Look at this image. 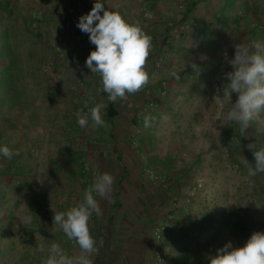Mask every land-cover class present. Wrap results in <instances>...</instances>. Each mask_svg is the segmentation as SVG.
Segmentation results:
<instances>
[{"label": "crops", "instance_id": "crops-1", "mask_svg": "<svg viewBox=\"0 0 264 264\" xmlns=\"http://www.w3.org/2000/svg\"><path fill=\"white\" fill-rule=\"evenodd\" d=\"M95 2L0 0L9 10L0 16V35L9 32L10 45H7L9 48L4 57L7 61L15 57V61L22 64V76L23 62L27 60V63L29 59L33 77L26 82L24 80L26 91L34 96V105L47 110L49 117L53 113L58 116L71 109H83L86 113L97 103L106 105L102 118L108 105L117 111L110 123L114 128L111 135L123 142L114 144L112 149L103 146L98 159L90 161L97 176L108 172L115 177L109 198L105 200L97 196L102 215L97 217L93 213L89 221L96 248L91 257L93 264H155L159 256L164 259L163 264H195L201 257L199 243L193 237L197 225L185 224V218L179 216L178 209L169 206V198L174 199L175 195L173 191L167 193L166 188L162 187L161 173L155 174V182L143 173L152 154L136 152L135 147L127 142L125 134L135 132L137 126L144 127V124L136 123L133 113L138 109L144 110L151 100L155 103L153 114L147 116L153 120L150 127H144V132H153V123L156 124V120L176 109L161 100L163 97L171 100L174 97L172 90L178 83L180 89L177 95L187 93L179 98V106L190 100L197 101L195 113L198 116L200 95L186 92V88L189 84L191 89L199 88V78L194 77V70L189 77L179 78V81L176 77L169 78L168 69L173 66L168 63L167 48L161 47V39L154 38L152 15L144 11L139 0H98L107 10L118 12L128 23L138 24L152 37V48L146 64L150 77L148 84L139 92L128 95L126 100L109 102L102 90L101 77L92 74L85 64L90 52L95 50L89 35L81 32L84 34L82 37L80 32H74L59 20V14H66L69 7H74V16L80 18L91 10ZM13 21L16 22L14 25L8 24ZM24 21L28 23L27 27L33 25L26 28L29 34ZM23 34L32 36L31 46L24 48L18 45L17 38ZM44 64L48 72L41 71ZM187 69L184 74L189 73L190 68ZM18 98L21 101V94ZM85 104L88 108L84 107ZM1 109L0 146L7 145L13 153L19 154H14L11 160L0 155V264H42L47 253L36 251L39 244L47 248L52 243H58L69 256L78 255L79 248L75 241H69L62 231H57L53 226V216L56 212H66L77 206L94 178L86 182L78 174L71 173L64 163L63 171L58 175L50 174L47 187L41 190L39 178L33 174L32 166H26L28 162L24 158L22 118H29L30 121V117L19 114L17 102L13 105L6 102ZM12 134L15 140L11 139ZM66 145L68 143L64 142L63 146ZM71 145L91 148L87 142ZM100 147L92 146L95 151ZM22 165L25 166L24 173L20 172ZM72 166L77 165L73 162ZM44 198H47V203ZM159 225L165 226L166 230L157 250L152 234Z\"/></svg>", "mask_w": 264, "mask_h": 264}, {"label": "rangeland", "instance_id": "rangeland-1", "mask_svg": "<svg viewBox=\"0 0 264 264\" xmlns=\"http://www.w3.org/2000/svg\"><path fill=\"white\" fill-rule=\"evenodd\" d=\"M242 4H248L250 9L258 7L264 14V0H240L237 5ZM235 9L236 6L228 11V19L233 17ZM238 13L243 14L241 9ZM244 18L238 21L237 27H233L231 20L216 26L218 35L208 39L211 45L207 48L201 41L190 39L177 48L178 57L175 61L168 55V63L174 67L168 69L169 78L176 77L179 81V78L189 77L193 70L194 77H199V88L191 89V84L186 88V92L191 94L197 92L200 95L198 116L195 113L197 101L190 100L182 103L185 106H179L181 103L179 98L185 97L187 93L183 91V95H177L180 89L178 83L171 93L174 99L163 97L161 100L166 105L176 108L167 116L164 115L167 119L156 120V124L153 123L152 133H146L143 126H137L135 132L125 134L127 142L135 147L136 152L152 154L149 164L155 162L164 164L169 159L173 161L174 166L167 173L159 172L149 166L145 167L143 173L154 182L155 174L161 173L164 188L173 178L178 180L172 184L173 186L171 185L168 192L173 191L175 198H169L167 203L174 207V210L178 209L179 216L185 218V224L197 225L193 237L199 243L201 257L195 264H210L209 257L215 255L227 242L231 241L233 247H241L254 231H264V199L257 190L254 177L245 180L247 169L241 163V158L243 156L247 159V157L240 150L235 149L229 135L230 129L240 130V126L235 122L230 126L223 124L229 106L226 105L223 111L219 112L213 90L215 85H219L222 89L227 82L224 74L232 70L227 61L234 58L233 46L238 42L237 37L240 33L246 32L249 26L262 29L255 22L248 23ZM261 19H264V15H261ZM13 23L14 21L8 22V24ZM23 24L25 29L31 28V24L27 27L26 21ZM261 33L264 34L262 30ZM4 35L5 33L0 35L1 54H5L8 49L7 37ZM31 39L32 36L23 34L17 38V42L18 45L26 48L31 46L30 42L33 41ZM188 51H190L188 58H192L191 60L185 59ZM207 51L212 52L211 60L206 59L209 56ZM15 60V57L10 61L4 57L3 60L0 59V112L6 102L12 105L17 102L19 114L30 117V121L29 118H22L25 144L23 151L25 161L28 162L26 166H32L33 174L39 178L40 189L47 187L46 182L50 174L58 175L63 171L64 163L71 173L78 174L84 181L95 179L97 174L90 161L98 159V153L102 152L103 146L112 149L114 144L122 143L123 140L112 137L111 130L114 128L109 122H106V127L95 128L89 120V126L81 128L77 123L76 109L61 112L58 116L53 113V116L49 117L46 114L47 110H41L34 105L36 101L34 96L26 91L27 85H24V80L26 82L33 77L29 59V63H26L27 60L23 62V76L22 64ZM194 60L196 63L205 62L198 68H193ZM45 64L44 67H40L41 71L48 72ZM184 68H190L189 73L184 74L188 71ZM19 94L21 101L18 100ZM175 98H177L176 102H171ZM236 99L237 95L234 93L233 103ZM74 102L76 103L75 100ZM153 104L155 103L151 100L144 110L138 109L133 113L136 123L144 124L145 117L153 114ZM261 120H264V115ZM194 126H199V133ZM246 132L245 137L248 142L254 143L261 134H264V123L254 122ZM12 135L11 139L15 140V135ZM64 142L68 143L65 147ZM80 142H87L91 148L71 145ZM93 145L101 147L95 151ZM73 162L76 167L72 166ZM24 168L25 166L22 165L20 172H23ZM179 193L180 195H176ZM44 199L46 201L47 198ZM186 217H192L194 221L190 223ZM239 222L246 227L245 237L241 239L237 236L238 231L233 229L234 224Z\"/></svg>", "mask_w": 264, "mask_h": 264}, {"label": "clouds", "instance_id": "clouds-1", "mask_svg": "<svg viewBox=\"0 0 264 264\" xmlns=\"http://www.w3.org/2000/svg\"><path fill=\"white\" fill-rule=\"evenodd\" d=\"M81 32L89 35L90 43L95 45L86 58V67L92 74H99L103 92L109 102L126 100L128 95L139 92L149 82L146 64L152 48V37L147 35L138 24L128 23L121 14L105 8L103 3H94L91 10L82 15L77 23ZM234 58L227 61L231 71L224 74L227 83L218 89L214 97L218 111L222 112L228 105V111L223 124L235 122L240 126L243 136L254 122L264 123V43L234 44ZM226 55V54H225ZM196 68V65H192ZM237 95L233 103L232 95ZM88 108V105H84ZM104 103H97L78 111L77 123L81 128L89 126V120L95 128L106 127L102 118ZM167 119V117H163ZM153 118L146 116L144 127L152 124ZM199 133V126H194ZM253 152L254 164L242 156L241 163L247 169L248 178L264 173V147L257 150L255 143L247 145ZM13 151L7 146H0V155L11 160ZM115 177L104 172L95 177L94 182L83 194L77 206L66 212H56L53 216V226L62 231L69 241H75L79 254L69 256L58 244L52 243L45 248L43 244L36 251L46 252L42 264H93L91 259L95 253V240L90 233L89 221L93 213L102 215V209L97 196L108 199ZM95 194V195H94ZM210 264H264V231H254L241 247H233L231 241L219 248L215 255L209 257Z\"/></svg>", "mask_w": 264, "mask_h": 264}, {"label": "trees", "instance_id": "trees-1", "mask_svg": "<svg viewBox=\"0 0 264 264\" xmlns=\"http://www.w3.org/2000/svg\"><path fill=\"white\" fill-rule=\"evenodd\" d=\"M140 4L144 7L145 12H149L152 15V23L154 29V38L161 39L160 45L162 48H167V53L173 59L178 57L177 48L183 46L190 39L201 41L205 48L211 45L208 39L217 34V27L219 24H224L227 20H231L233 27L238 26V21L245 17L244 19L248 23L255 22L261 26L262 32H264V19H261V10L258 7L248 8V4L237 5L240 0H139ZM236 6L234 15L231 19H228V11L233 10ZM239 9L242 10L243 14H239ZM8 8L0 3V16L2 13H8ZM16 22L14 21L13 25ZM1 24V23H0ZM161 24V27H160ZM258 27L249 26L240 36L237 37V43H250L253 41L264 43V34L261 33ZM26 32H29L26 29ZM7 37L6 42H8L9 32L7 31L5 35ZM240 37V38H239ZM0 43H2L0 41ZM2 46H0L1 48ZM9 48V47H8ZM206 59H212V52L207 51ZM190 51L185 55V59L188 58ZM5 54L0 53V59L2 60ZM5 58V57H4ZM195 60L193 61L194 64ZM195 62L196 68L203 64L205 61ZM231 71V70H230ZM199 71L198 73H200ZM201 75V73L199 74ZM199 78V77H198ZM227 83V82H226ZM225 83V84H226ZM117 111L112 105H108L105 109L104 120L111 123L116 117ZM229 135L231 137L232 143L237 151L244 153L247 157L249 163L254 164L253 152L248 149L247 145L250 144L245 136L242 135L240 130H229ZM257 150L264 147V134L259 136L255 142ZM172 160L169 159L164 164L160 162L151 163L148 166L158 170L162 173H167L174 165ZM179 176V175H178ZM177 176V178H178ZM167 180V179H166ZM175 178L169 184H166L165 191L168 193L172 184L176 183ZM254 182L256 184L257 190L262 199H264V173H260L254 177ZM172 185V186H171ZM190 223L191 218H187ZM233 229L238 231L237 236L239 239L245 237L246 227L243 223H235Z\"/></svg>", "mask_w": 264, "mask_h": 264}, {"label": "built area", "instance_id": "built-area-1", "mask_svg": "<svg viewBox=\"0 0 264 264\" xmlns=\"http://www.w3.org/2000/svg\"><path fill=\"white\" fill-rule=\"evenodd\" d=\"M69 2H72L73 0H68ZM74 12H75V8L74 7H69L66 11V14H59L60 15V22L63 23L66 27L72 29L74 32L76 33H79L80 32V35L83 37L84 34L81 33L80 29L77 28V23H78V20L79 18L74 16ZM33 27V25L31 26ZM79 35V36H80ZM218 89H221V87L219 85H215L213 87V90H214V93L216 94L217 93V90ZM166 230V227L163 226V225H159L157 227H155V229L153 230V239L154 241L156 242V245H157V250H159L160 248L158 247L159 246V243H161L162 241V236H163V233L165 232ZM164 263V259L162 257H157V260L155 261V264H163Z\"/></svg>", "mask_w": 264, "mask_h": 264}]
</instances>
